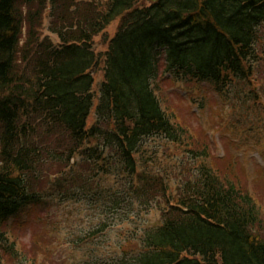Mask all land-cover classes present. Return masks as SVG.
Here are the masks:
<instances>
[{
	"label": "trees",
	"instance_id": "obj_1",
	"mask_svg": "<svg viewBox=\"0 0 264 264\" xmlns=\"http://www.w3.org/2000/svg\"><path fill=\"white\" fill-rule=\"evenodd\" d=\"M47 10L57 43L38 30ZM115 21L97 53L95 37ZM263 56L264 0H0V264L14 249L5 221L43 203L46 188L77 196L74 187L83 191L98 174L123 180L132 200L147 196L142 205L165 203L163 222L138 237V248L127 240L130 256L112 264H264L260 208L210 165L211 152L191 153L197 164L179 170L176 189L136 158L151 138L183 142L189 133L157 91L158 79L250 97ZM47 159H59L55 170ZM91 169L95 175L83 177ZM110 227L103 222L82 239Z\"/></svg>",
	"mask_w": 264,
	"mask_h": 264
},
{
	"label": "rangeland",
	"instance_id": "obj_2",
	"mask_svg": "<svg viewBox=\"0 0 264 264\" xmlns=\"http://www.w3.org/2000/svg\"><path fill=\"white\" fill-rule=\"evenodd\" d=\"M23 8L28 10L26 6ZM51 21L47 10L38 30L43 37L57 43L58 36L49 29ZM117 26L115 21L95 37L97 53L105 52ZM26 35L25 25L24 41ZM261 64V71L254 81L259 86L250 97L242 90L237 94L228 89L226 94H221L210 85L207 88L203 85V89L201 84L175 80L170 75L158 79L157 91L163 95L177 120L186 122L189 133L183 142L151 138L136 158L153 167L157 179L166 176L171 188L176 189L184 179L179 170L197 164L192 154L197 150H208L213 158L210 156L206 160L222 175L229 173L227 178L252 194L264 222V56ZM102 67L104 64L100 63L93 71L92 90L97 97L89 119L91 124L96 121L95 109L104 80ZM56 160L59 159L46 160L47 167L52 165V171L56 169ZM72 160L79 163L81 158ZM95 172L91 169L82 174L93 177ZM188 174L186 172L184 176ZM94 177L100 180L92 178L83 191L74 187L77 196L65 198L53 188H46L42 193L48 191V196L43 203L27 206L5 221L2 231L7 243L14 245L12 251L4 253L5 264H112L130 256L123 249L127 240L138 248V237L163 222V199L158 200L159 205H142L147 196L134 197L133 201L123 180L100 174ZM103 222L111 226L110 230L82 239Z\"/></svg>",
	"mask_w": 264,
	"mask_h": 264
},
{
	"label": "bare ground",
	"instance_id": "obj_3",
	"mask_svg": "<svg viewBox=\"0 0 264 264\" xmlns=\"http://www.w3.org/2000/svg\"><path fill=\"white\" fill-rule=\"evenodd\" d=\"M18 4H19V6H20V9H22V7L24 6L23 3H21V1H20V2L18 1ZM18 10H19V9H18ZM19 11H20V10H19Z\"/></svg>",
	"mask_w": 264,
	"mask_h": 264
}]
</instances>
